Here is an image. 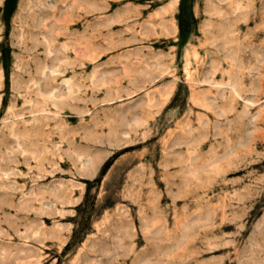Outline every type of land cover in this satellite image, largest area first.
Returning a JSON list of instances; mask_svg holds the SVG:
<instances>
[{
	"label": "rangeland",
	"instance_id": "rangeland-1",
	"mask_svg": "<svg viewBox=\"0 0 264 264\" xmlns=\"http://www.w3.org/2000/svg\"><path fill=\"white\" fill-rule=\"evenodd\" d=\"M0 264H264V0H0Z\"/></svg>",
	"mask_w": 264,
	"mask_h": 264
}]
</instances>
